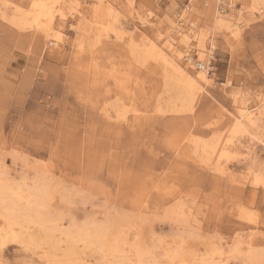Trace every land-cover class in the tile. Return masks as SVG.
<instances>
[{
	"label": "rangeland",
	"instance_id": "rangeland-1",
	"mask_svg": "<svg viewBox=\"0 0 264 264\" xmlns=\"http://www.w3.org/2000/svg\"><path fill=\"white\" fill-rule=\"evenodd\" d=\"M207 1L194 0L190 12L198 13ZM31 3L6 0L1 8L11 13ZM189 3L115 0L121 24L142 29L134 32L139 43L141 31L151 37L161 32L159 40L165 42L168 23L181 19ZM83 5L90 21L56 15L65 33L61 47L39 31L18 29L0 12V175L29 184L42 177L55 196L52 214L64 228L74 222L107 227L114 221L112 230L128 240L125 249L131 261L130 246L143 241L148 260L155 264H173L165 254L184 244L197 250L198 258L215 244L229 264H253L242 241L255 234L253 248H264V184L257 180L259 172L264 173V116L250 128L254 141L247 134L238 136L253 144L256 159L233 158L224 173L202 161L188 137L230 136L237 110L233 90H243L250 105L264 108L259 101H264V13L248 17L239 36L218 34L207 40L204 63L212 67L210 82L194 111L183 113L171 110L168 100L175 88L165 80L163 67L152 60L137 64L128 37L104 34L95 43L91 18L97 4L88 0ZM184 21L180 27H190ZM84 23L94 36H86L87 48L80 50L76 27ZM206 23L203 16L197 26ZM189 49L199 70L198 52ZM120 105L129 108L126 119L117 117ZM33 232L37 243L24 247L9 241L0 246V264H72L74 258L73 264H119L81 244L67 261L66 242L58 237L47 242L37 228ZM236 244L240 252L231 254Z\"/></svg>",
	"mask_w": 264,
	"mask_h": 264
},
{
	"label": "bare ground",
	"instance_id": "bare-ground-1",
	"mask_svg": "<svg viewBox=\"0 0 264 264\" xmlns=\"http://www.w3.org/2000/svg\"><path fill=\"white\" fill-rule=\"evenodd\" d=\"M5 1L6 0H0V12L2 10L1 5H5ZM87 2L88 0H32L29 7L18 5L11 13L7 12V10H2L3 13L1 16L14 24L18 29L39 31L46 38L51 39L52 45L57 44L58 47H61L62 42L65 41V33L62 32L59 28L60 26L55 22L56 15L64 19L70 14L76 16L78 20H84L85 22L89 20V18L84 11L85 6L83 3ZM94 2L97 4L91 18L93 26L95 27L93 32L97 36L96 42H94L98 43L104 34H107L108 37L113 34L114 37L120 40L128 37V39H130L129 46L132 53L131 56H133L132 58L137 64L143 65L146 61L152 60L163 67L165 80H167L168 83L171 82L175 88L174 94L170 100H168L171 105V110L183 113L184 111H194L197 100L201 96V93L204 92L205 85L210 82L209 69L212 67L206 66L204 63L206 55L208 54L207 51L210 49L207 47V40L212 38L211 40L213 41L218 34L239 36L243 33V26L250 21L248 17H252L256 13H261V15L264 13V0H239V5H236V3H234L235 1H233L231 5H227L226 2L222 0L220 5L219 0H209L205 3V8L193 14L194 12L191 13L190 11H193L194 0H190V3L187 4L186 7H183L180 12L181 19L176 22L171 20L170 23H168L170 25V31L165 35L164 43L159 40L162 37L160 31L157 37H151L146 31H141L142 42L139 43L134 32L136 29H142L136 24L132 26L121 24L119 15L116 14L115 0H94ZM247 14L248 16L246 17ZM203 16L207 17L206 26L198 27L197 22H199ZM190 17L193 18V20ZM108 18H113V21L108 22ZM183 19L189 21L190 27H180V23ZM141 27L143 26L141 25ZM76 29L81 32V37L77 45L80 47V50H84L87 48L86 36L92 34L90 33L91 30L89 31L90 28H88V24L85 23L83 24V28L78 26ZM127 34L129 35L127 36ZM212 46L211 49L213 50L214 48ZM191 47L196 48L198 52L200 61L196 64L197 66H202L199 70L194 66V59L191 53H188ZM52 52H56V49H52ZM184 57L186 61L183 60ZM208 63L210 62L208 61ZM226 83L231 86L233 85L229 80H227ZM230 96L232 101L237 104V110L232 115L233 124L230 136L221 137V135L216 134L212 136L211 139L188 137V140L194 143V153L200 156L202 161L214 163V169L219 171V173H224L226 171V165L233 158H238L240 156L243 161L247 159H256L253 151V144L243 142L238 136L240 134H247L249 140L254 141L255 137L250 128L256 127L264 116V108H260L259 106L255 108L254 105V107L250 105L243 90H238L237 92L233 90ZM259 101L261 106H264L263 99ZM128 109L127 106L120 105L117 117L126 119ZM135 112H138V110H135ZM261 140L264 142V135ZM259 173L257 180L264 184V173ZM35 179L33 184H29L26 179L12 183L5 175H0L1 247L7 245L9 241L19 243L24 247L25 245L29 246L37 243L36 237L38 235L36 236L34 232L32 233L33 229L37 228L40 233H43L42 238L46 239L47 242H52L57 237L60 241L63 240L66 242L68 251L65 257L67 261H71L73 257L78 254L77 248L81 244L85 248L94 250V253H101L104 260L105 258L111 257L119 264H155L148 260L149 251L144 247L143 241L132 243L130 251L134 256V261L129 260L126 254L127 248L125 249V246L128 245V240L123 232L112 230L114 221H110L107 227L98 223L92 225H78L74 222L69 228H66L67 225L64 228L60 222L61 219L53 215L51 211L55 198L53 191L42 177L40 178L39 176ZM181 213L182 219L187 220L185 211ZM198 237L199 236H197V238ZM254 238L255 234H250V239L248 241H242L248 247V249H246V251H248V260L253 264H264V248H253ZM238 244H240V242ZM180 245H182V243ZM188 245L186 247V244H184L177 250L169 251V253L167 252L165 255L168 257L169 263L217 264L218 262L220 264H229V257L222 260L225 251H223L221 246L210 244V249L206 252V255L202 258H198L199 255L197 250L192 249L190 244ZM235 246L236 247L230 252L231 254L240 252L237 244ZM215 256H218L219 261L216 262ZM227 256H229V254H227ZM74 259L73 261L76 260ZM73 261L71 262L72 264ZM53 264L62 263L59 261L53 262Z\"/></svg>",
	"mask_w": 264,
	"mask_h": 264
},
{
	"label": "built area",
	"instance_id": "built-area-1",
	"mask_svg": "<svg viewBox=\"0 0 264 264\" xmlns=\"http://www.w3.org/2000/svg\"><path fill=\"white\" fill-rule=\"evenodd\" d=\"M219 1H220V5H221V3H222L221 1H222V0H219ZM224 1L226 2L227 5H228V4L231 5V3H232L233 1H235L234 3H236V5H237V4L239 5V2H238L239 0H224ZM183 21H184V19L181 21V23H183ZM181 23H180V24H181ZM203 65H204V64H203ZM199 68H202V66L200 65Z\"/></svg>",
	"mask_w": 264,
	"mask_h": 264
}]
</instances>
